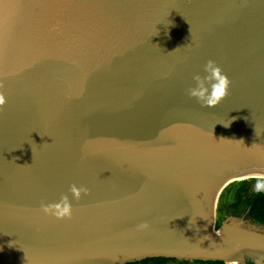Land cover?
I'll list each match as a JSON object with an SVG mask.
<instances>
[{"label": "water", "instance_id": "1", "mask_svg": "<svg viewBox=\"0 0 264 264\" xmlns=\"http://www.w3.org/2000/svg\"><path fill=\"white\" fill-rule=\"evenodd\" d=\"M0 95V264H264V225L222 214L264 173V0H0Z\"/></svg>", "mask_w": 264, "mask_h": 264}, {"label": "clouds", "instance_id": "2", "mask_svg": "<svg viewBox=\"0 0 264 264\" xmlns=\"http://www.w3.org/2000/svg\"><path fill=\"white\" fill-rule=\"evenodd\" d=\"M203 73V75L197 73L192 77L195 85L188 89V95L195 98L202 107L211 108L216 106L227 95L231 82L213 60H208L204 64ZM4 102V97L0 95V106ZM229 123L230 121L224 126L227 127ZM255 178L257 182L254 185V191L264 192V173L255 174ZM69 192L72 199L78 200L82 193L87 194L88 189L83 186L70 185ZM42 211L45 215H51L56 219L71 218L72 203L68 195H61L57 202L42 205Z\"/></svg>", "mask_w": 264, "mask_h": 264}, {"label": "trees", "instance_id": "3", "mask_svg": "<svg viewBox=\"0 0 264 264\" xmlns=\"http://www.w3.org/2000/svg\"><path fill=\"white\" fill-rule=\"evenodd\" d=\"M253 179V178H251ZM255 179V178H254ZM245 179H240L234 186V191L231 199H226L222 214L236 216L237 214H246V216L258 223L264 225V192L252 191L248 193V186ZM223 220L219 221L218 227ZM193 264H224L222 261H192ZM186 264L185 262H177L172 259H147L140 262L129 264ZM245 264H254L251 260L246 259Z\"/></svg>", "mask_w": 264, "mask_h": 264}, {"label": "rangeland", "instance_id": "4", "mask_svg": "<svg viewBox=\"0 0 264 264\" xmlns=\"http://www.w3.org/2000/svg\"><path fill=\"white\" fill-rule=\"evenodd\" d=\"M165 264H174V263H165ZM181 264H182V263H181ZM186 264H193V262H192V261H187Z\"/></svg>", "mask_w": 264, "mask_h": 264}, {"label": "flooded vegetation", "instance_id": "5", "mask_svg": "<svg viewBox=\"0 0 264 264\" xmlns=\"http://www.w3.org/2000/svg\"><path fill=\"white\" fill-rule=\"evenodd\" d=\"M229 215V214H228ZM228 215H226V216H228ZM224 220V219H223Z\"/></svg>", "mask_w": 264, "mask_h": 264}]
</instances>
